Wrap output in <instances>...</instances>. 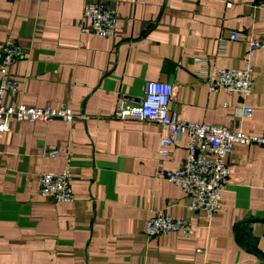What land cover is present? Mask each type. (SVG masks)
Segmentation results:
<instances>
[{"label":"crops","instance_id":"1","mask_svg":"<svg viewBox=\"0 0 264 264\" xmlns=\"http://www.w3.org/2000/svg\"><path fill=\"white\" fill-rule=\"evenodd\" d=\"M85 1L0 0V46L12 38L25 48L12 68L19 93L5 103L86 116L0 132V264H264V145H236L223 208L208 219L161 173L184 162L187 136L160 157L159 124L113 117L120 100L138 103L148 81H165L181 117L260 133L264 46L250 58L249 96L212 91L202 72L245 66L247 39L231 34L263 32L264 0H106L121 14L119 38L80 32ZM67 157L75 199L58 203L39 194V178ZM159 212L187 219L195 235L148 236Z\"/></svg>","mask_w":264,"mask_h":264},{"label":"built area","instance_id":"2","mask_svg":"<svg viewBox=\"0 0 264 264\" xmlns=\"http://www.w3.org/2000/svg\"><path fill=\"white\" fill-rule=\"evenodd\" d=\"M121 14L106 0H86L83 5L79 28L82 34L120 37ZM245 34L233 32L231 39H247L248 51L243 68H209L202 72L206 84L212 91L223 90L249 96L253 89L255 68L250 58L257 48L264 46V30L260 34L246 38ZM25 56L24 46L9 38L0 46V132H8L12 122H52L61 119L72 124L77 117L70 105L59 107L31 106L24 103L6 104L7 95L15 98L19 84L12 68ZM174 85L165 81H148L144 96L138 103L120 100L113 117L118 120L134 118L159 124L162 128L159 155H169L174 142L185 135L188 138L187 154L184 162L174 170L161 173L171 183L182 188L190 201L189 210L199 211L211 219L223 208L222 192L229 177L228 157L236 145H264V128L260 133H249L241 129L210 125L189 121L173 109L171 101ZM251 106L242 107V116H251ZM48 155H59L58 148L48 151ZM72 160L67 157L64 168L59 172H46L39 178V194L54 202H73ZM148 236L156 237L171 232H179L185 238L193 237L196 229L187 219L175 218L165 212L150 217L144 226Z\"/></svg>","mask_w":264,"mask_h":264}]
</instances>
